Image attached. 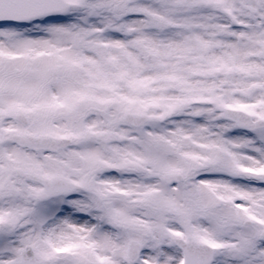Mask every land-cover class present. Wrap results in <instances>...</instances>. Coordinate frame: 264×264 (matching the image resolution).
<instances>
[{
	"label": "snow or ice",
	"instance_id": "obj_1",
	"mask_svg": "<svg viewBox=\"0 0 264 264\" xmlns=\"http://www.w3.org/2000/svg\"><path fill=\"white\" fill-rule=\"evenodd\" d=\"M0 264H264V0H0Z\"/></svg>",
	"mask_w": 264,
	"mask_h": 264
}]
</instances>
